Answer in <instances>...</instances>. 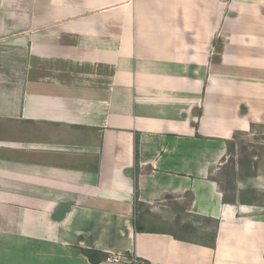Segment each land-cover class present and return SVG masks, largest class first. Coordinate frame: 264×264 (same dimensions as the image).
I'll return each instance as SVG.
<instances>
[{
    "label": "crops",
    "instance_id": "obj_1",
    "mask_svg": "<svg viewBox=\"0 0 264 264\" xmlns=\"http://www.w3.org/2000/svg\"><path fill=\"white\" fill-rule=\"evenodd\" d=\"M111 255L264 264V0H0V264Z\"/></svg>",
    "mask_w": 264,
    "mask_h": 264
},
{
    "label": "built area",
    "instance_id": "obj_2",
    "mask_svg": "<svg viewBox=\"0 0 264 264\" xmlns=\"http://www.w3.org/2000/svg\"><path fill=\"white\" fill-rule=\"evenodd\" d=\"M125 257H122L121 255H111V256H108L107 258H106V261L107 262H110V263H121V262H124L125 261V259H124ZM128 262H130V261H132V262H136V260H127Z\"/></svg>",
    "mask_w": 264,
    "mask_h": 264
},
{
    "label": "rangeland",
    "instance_id": "obj_3",
    "mask_svg": "<svg viewBox=\"0 0 264 264\" xmlns=\"http://www.w3.org/2000/svg\"><path fill=\"white\" fill-rule=\"evenodd\" d=\"M221 1V0H220ZM223 1V0H222ZM225 1H230V0H225ZM220 3V2H219ZM222 5V4H221ZM220 8H222L221 6H220V4L218 5V9H220ZM219 11V10H218ZM217 34H221V28L220 27H218V29H217ZM223 34H226V32H223ZM226 44L228 45L229 44V42H226ZM216 45H218V47L221 45V40H219V38L217 39V44ZM201 81H205V77L203 76L202 77V80ZM206 83H204V85H205ZM122 257H124V256H122ZM125 259V261L123 262V263H127L128 261H127V258L125 257L124 258ZM115 264H118V263H115Z\"/></svg>",
    "mask_w": 264,
    "mask_h": 264
}]
</instances>
